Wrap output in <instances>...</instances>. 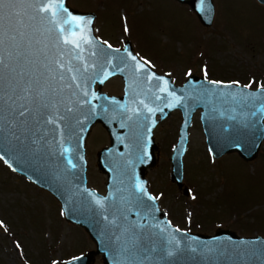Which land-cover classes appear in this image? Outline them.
Returning <instances> with one entry per match:
<instances>
[{
    "label": "water",
    "instance_id": "95a60500",
    "mask_svg": "<svg viewBox=\"0 0 264 264\" xmlns=\"http://www.w3.org/2000/svg\"><path fill=\"white\" fill-rule=\"evenodd\" d=\"M176 1L188 5L204 27L212 26V0H204L203 4L200 0ZM257 2L264 6V0ZM62 4L55 24L47 13L38 10L36 0H19L6 6L5 13L12 15H6V34L0 49V55L10 65L4 72L5 91L11 85L20 94L30 78L34 87L40 86L35 84L38 79L41 85L57 89L49 93L56 102L50 112L54 123L45 124L41 117L37 131V125L31 122L22 144L15 140L9 143L6 138L0 141V160L47 191L59 203L64 219L82 228L94 243V250L60 264H93L98 255L103 264H128L143 259L144 249L153 246L156 250L148 253L150 260L145 264H264L263 237H243L221 228L205 235L171 225L150 194L145 178L147 169L156 165L153 130L174 111L181 113L182 122L169 159L170 179L183 195H189L183 184V156L197 111L207 150L214 159L236 153L244 162L253 161L264 139V114L251 113L264 102V88L250 90L196 75H188L181 85H175L171 77L145 64L129 40L124 41L122 49L101 43L93 32L94 13L73 9L68 0H62ZM71 17L85 23L75 27V22H64ZM65 39L73 43L65 44ZM77 41L78 48L73 46ZM137 65H143V69ZM20 72L26 73L23 80ZM105 72L109 74L107 78ZM52 75L56 80H51ZM114 77L122 80L121 96L101 91L105 82ZM254 94L261 99H243ZM69 106L72 112L65 111ZM57 110L65 117L63 120H58ZM96 123L109 137V145L96 155L97 168L106 176L104 195L88 188L86 181L85 143ZM7 131L5 126V136ZM33 140L37 143L33 144ZM63 147L70 149L65 155H61ZM68 159L75 167L67 163ZM137 183L143 185L144 192L135 191ZM97 199L102 205L96 203ZM136 223L150 227L140 232L130 254L123 250L128 238L123 230ZM173 237L180 242V251L167 257V242ZM189 246L197 251H190Z\"/></svg>",
    "mask_w": 264,
    "mask_h": 264
},
{
    "label": "rangeland",
    "instance_id": "374dc122",
    "mask_svg": "<svg viewBox=\"0 0 264 264\" xmlns=\"http://www.w3.org/2000/svg\"><path fill=\"white\" fill-rule=\"evenodd\" d=\"M212 2L211 27H203L191 8L176 0H68V5L96 15L93 32L101 43L122 49L129 40L140 59L175 85L192 74L250 90L264 88V6L257 0ZM122 88L115 77L101 91L121 96ZM181 121L175 111L153 130L156 165L145 178L160 210L182 231L212 235L221 228L264 238V139L251 162L236 153L214 159L197 111L183 156L185 196L170 179L169 159ZM108 145L106 130L94 124L85 143L86 181L103 195L106 176L97 168L96 155ZM94 249L85 231L64 219L47 191L0 160V264H60ZM93 264H103L101 255Z\"/></svg>",
    "mask_w": 264,
    "mask_h": 264
},
{
    "label": "snow or ice",
    "instance_id": "6c2138e0",
    "mask_svg": "<svg viewBox=\"0 0 264 264\" xmlns=\"http://www.w3.org/2000/svg\"><path fill=\"white\" fill-rule=\"evenodd\" d=\"M19 0H0V49L3 48L4 39H5V19L6 15L10 17L12 15L11 12L5 13V7L14 5L18 3ZM40 4L39 11L42 13H47L50 19V22L55 24L56 17L59 12L63 9L62 0H36ZM200 3L203 4L204 0H200ZM65 23L75 22V27H82L85 21L80 18L71 17L70 19H66ZM90 23V21H87ZM11 39H15V36H11ZM65 44H72V41L68 39L64 40ZM74 47H79V41L73 44ZM110 47V46H109ZM145 64L148 62L145 61ZM60 69L63 70V65H59ZM10 65L5 62L3 55H0V141L3 139H7L9 143L12 141H19L21 144L24 143L23 137L27 135L29 132V124L34 122L37 125V131H39V125L41 123V117H43V123L45 124H53L54 120L50 115V112L53 108H56V102L50 98L51 93H56L57 89L55 87L43 86L40 84V80H35L36 85H40L39 87L33 86V81L30 78L29 82L25 87L20 89V94H17V88L9 85L8 91L4 89V72L6 69H9ZM138 69H143V65H137ZM11 71H15V69H11ZM71 71V69H69ZM87 71V68L84 69ZM21 80H23L26 73L20 72L18 73ZM105 78L109 75L107 72L104 73ZM63 79V77H60ZM75 79V78H73ZM51 80H56V76L52 75ZM102 82V81H101ZM167 83V82H165ZM70 87V86H69ZM79 87V85H77ZM87 95V93H85ZM245 101L256 99H261V97H257L255 94L252 97L245 96L243 98ZM90 102V101H89ZM179 102V101H177ZM66 112H72L73 109L69 106L65 109ZM151 111V109H149ZM257 114H264V102H262L259 107L255 109L251 113L252 116H256ZM58 120H63L65 117L63 115H59L57 110ZM131 117H129L130 119ZM5 126L7 127V135L5 136ZM57 127H60L59 123H56ZM17 130H19L20 134H17ZM33 144L37 143L36 140L32 141ZM70 151L68 147H63V151L61 155H65ZM3 158V157H0ZM67 163L72 167H75L72 164V160L68 159ZM136 192H144V187L142 184L137 183L135 186ZM91 195V194H90ZM149 199H153L151 196ZM97 204L102 205V201L99 199L96 200ZM138 215V214H137ZM107 219V217H106ZM126 219V217H125ZM142 220H147V217H141ZM150 227V225L146 223H136L132 224L129 227L124 228V233L128 234L127 243L125 248L123 249L126 252L132 253L135 246L138 244V237L140 232L144 229ZM163 232L164 229H161ZM178 231V230H177ZM168 247L165 249V255L167 257H173L177 252L180 251V242L173 237L168 242ZM190 251L196 252L197 248L189 246ZM155 246L151 248L144 249L143 259L138 261H129L128 264H145L146 261L150 260L149 252L155 251ZM208 252L213 251L212 249H208Z\"/></svg>",
    "mask_w": 264,
    "mask_h": 264
}]
</instances>
